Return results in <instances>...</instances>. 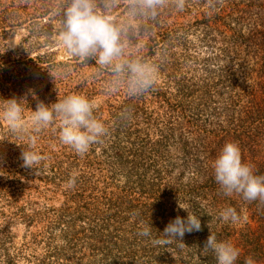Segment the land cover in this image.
<instances>
[{"label": "rangeland", "instance_id": "374dc122", "mask_svg": "<svg viewBox=\"0 0 264 264\" xmlns=\"http://www.w3.org/2000/svg\"><path fill=\"white\" fill-rule=\"evenodd\" d=\"M263 1L220 0L213 11L207 0H186L182 11L170 5L155 19L129 17L121 5L114 15L129 29L130 51L154 61L160 69L152 89L129 97L123 90L107 92L111 74L99 69L94 59L84 63L70 56L60 44L65 0H0V98L25 97L28 119L40 102L52 104L71 94L84 95L95 100L94 115L99 120L113 113L123 117L118 128L133 135L125 147L132 146L140 155L129 158L128 174L119 172L118 166L113 180L104 164L90 169L88 152L81 156L60 142L55 121L35 134L37 150L46 157L37 174L22 167L20 158L32 133L14 135L0 119V264H152L154 259L156 264H171L177 258L175 248L191 263L217 264L215 255L206 256L200 244L204 237L196 231L185 234L184 243L179 241L182 246L168 244L161 249L152 238L138 235L141 222L156 223L152 230L158 236L173 220L163 218L160 211L145 214L142 206L167 200L165 185L177 179L190 181L192 174L185 166L203 164L205 135L211 131L215 138L219 122L228 131L246 115L257 116L251 112L255 108L250 109L249 98L261 75L264 16L257 5ZM127 118L132 122L127 123ZM230 132L244 160L249 163L246 157L256 154L257 162H263L256 169L264 173V135L257 148H250L242 136ZM146 136L151 145L143 142ZM96 153L100 155V148ZM86 170L95 175L90 187L83 177ZM73 176L75 185L70 186ZM214 195L218 198L221 193ZM104 196L114 197L117 206L107 216L111 220L100 226H109L112 242L108 247L114 244L115 248L116 256L107 262L101 260L106 250L93 254L94 246L106 247L99 243L101 232L96 227L100 224L92 219L90 209L80 208L91 203L90 207L106 214ZM179 196L174 198L175 215L187 217L180 204L198 217L206 214L204 221L207 217L212 232L232 226L236 235L231 242L242 252L251 251L254 264H264V202L254 201L258 207L252 209L242 206L239 213L245 218L231 224L219 218L221 208L209 212L196 198ZM220 199L228 207L237 198L233 194ZM236 264H245V259Z\"/></svg>", "mask_w": 264, "mask_h": 264}, {"label": "clouds", "instance_id": "9594fccd", "mask_svg": "<svg viewBox=\"0 0 264 264\" xmlns=\"http://www.w3.org/2000/svg\"><path fill=\"white\" fill-rule=\"evenodd\" d=\"M219 2L207 0L209 9L214 11ZM185 4L186 0H65L59 42L70 56L84 63L94 59L99 69L111 74L105 86L107 92L123 90L129 97H135L152 89L160 69L154 61L130 51L129 29L125 23L118 22L115 10L123 5L129 17L155 19L162 9L172 5L182 11ZM26 100L25 97L0 98V119L14 135L32 133L20 158L22 167L37 174L46 157L37 150L35 134L53 122H59L60 142L81 156L108 133L105 124L94 115L95 100L84 95L71 94L52 104L40 102L28 119L24 115ZM212 167L215 181L224 195L238 194L245 201L264 202V175H257L254 165L242 160L238 143H226ZM69 184L75 185V176ZM178 207L187 212L186 218L177 216L155 238H152V225L141 222L138 235L152 238L154 245H167L173 240L183 244L186 233L201 231V217L180 204ZM219 218L237 224L245 217L229 206L219 212ZM203 250L213 252L217 264H236L241 254L231 241H218L212 231ZM245 264H254V261L249 257Z\"/></svg>", "mask_w": 264, "mask_h": 264}, {"label": "trees", "instance_id": "16d2710c", "mask_svg": "<svg viewBox=\"0 0 264 264\" xmlns=\"http://www.w3.org/2000/svg\"><path fill=\"white\" fill-rule=\"evenodd\" d=\"M259 6V11L260 14L264 16V1L262 3H260ZM256 26H259L260 23L258 22V20L256 19ZM257 33L256 36H258V34H260L259 29L257 28L256 32ZM264 52V51H263ZM262 56V57H261ZM260 56L259 62L258 64L260 65L259 68V73L260 75V81L258 83H256V87L250 94L251 98H249V107L251 109V106H253L254 109H252V114L253 113H257V116H253V115H246L245 119L240 120L239 123L234 124V120L229 122V125L233 127H230L227 130H225L221 123H223V121L219 122L220 124V129L219 132L214 133L215 138H213V134L211 133V131H208L205 135L204 141H203V145L201 146L202 148V154L204 155V162L202 165L200 166H192L191 168H189V166H185L188 170H190V173L192 174V177L190 178V181L187 182L185 184V182H182L180 179H177V181L173 184V185H165L167 188L165 189L166 193V199L167 200H163L162 203L157 202L158 205L155 204H149L146 203L147 205L142 206V208L144 209L143 211L146 213H150L151 215L155 214V215H159L158 212L160 211L162 214V217H166L168 220L170 219H175L177 216L180 215H175L176 213L174 212L176 207L175 204L177 203L176 201H174V198H176L175 196L178 194L180 195V197L183 198H187L188 200L191 198H196L197 200H199L200 203H203L202 205L206 204V206L208 208H210V211H214L217 210L219 208H221L222 210L225 207L223 201L220 198L224 197L225 195L223 194L222 190L220 189V186L216 183L215 178H214V170H213V162L214 160L218 157V155L220 154L223 146L226 143L229 142H234L233 137L231 136V132L230 130H233L235 133L238 134V136H242L243 140L242 142L245 144V146L249 145L250 148H257L256 146H258L261 143V137H263L264 135V130L261 131V129H264V53ZM256 92V93H255ZM123 117H118V115L116 116V114H112V117L105 119L104 121H102L105 126L108 128V133L106 136H104L101 141L99 143H95L93 144L89 150L88 153L86 154L87 159H88V166L90 167V169L92 168L93 164H97L100 167V164H104L106 166V168L108 169L109 175L110 177L113 178V180L115 179V176L117 174V171L119 170V172H122V174H124L125 172L128 174L127 172V166H128V160L131 159H136V158H132V157H138L139 152L138 150H134L131 149L132 146L130 147H125V144H131V140H132V134H129V130H120L118 127L121 123L123 122ZM232 118V117H231ZM127 123H130L132 121H130L127 118ZM220 121V120H219ZM216 128V127H215ZM232 128V129H231ZM239 129L241 130L240 134H239ZM206 130H204L205 132ZM221 131V132H220ZM222 134H224V136L220 137ZM125 139V140H123ZM147 136L143 139V142L148 145V144H152L153 141L151 139H147ZM140 146H144V144L142 142H140ZM97 148H100V155L99 154H95V152L97 151ZM140 147H138L139 149ZM99 150V149H98ZM256 151L253 149H249L248 151ZM141 152V150H139ZM241 152L243 153V151L241 150ZM94 154V156H93ZM78 157V156H75ZM79 158V157H78ZM246 159H250L252 165H254V172L257 175H264V173H259V166L261 163L263 162H257V155L256 154H251L248 155L246 157ZM242 160L244 162H247L246 160H244V156L242 154ZM132 163V161H129ZM248 163V162H247ZM119 166L118 170L117 167ZM256 166L257 169H256ZM101 169V167H100ZM121 169V170H120ZM132 171V170H131ZM103 170H100V173H102ZM83 177H86V183L87 186L90 187L91 183L93 182V178L95 177V175L93 174V172L86 170L85 172L83 171ZM98 182V184L100 183L99 180H96ZM215 191H219V193H221V195L217 198L216 195H214ZM237 199H234L232 202L230 200V204L228 205L231 207L236 208L237 212H240V209L242 206H245L246 208L252 209V208H257L258 206L254 204V201L249 202V201H245L241 195L235 194ZM98 195H96L95 198H97ZM114 196V194H113ZM93 198V201H96V199ZM147 198V197H146ZM145 198V199H146ZM183 198L181 200H183ZM178 199V198H177ZM228 199H231L228 198ZM152 202L154 201L153 199H151ZM195 201V199H194ZM125 202L127 204H131L130 200H125ZM85 203V202H84ZM102 203L105 205H108L106 214H102L99 210L98 207H90L89 205L91 203H85L84 205H80V208L86 207L85 210L90 209L93 213V218L97 220V223H99L100 225L97 226L96 228L98 229L99 232H101V238L99 240V243H101V246L106 245V247H102L100 248V246L96 245L93 248V254L94 257L96 256L95 253H98V251H105L102 252L101 255V260L103 261H108L110 258L113 257V252L115 251L114 248V244H113V248H109L108 244L111 243L109 240V234H107L109 226H103L105 228H101V224L104 223V221H109L111 220V218L107 217L108 214L110 213V210L112 208L117 207L116 203L114 201V197L113 198H107V197H103L102 199ZM79 207V205H78ZM199 210H201L198 207ZM155 211V213H154ZM257 212H253V214L255 215ZM202 219H201V227L202 230L201 231H196V235L200 236V237H204V240H202L200 242L201 245H204L208 236L211 234L210 229L207 227V217L206 220L204 221V218L206 216V214H200L199 215ZM181 217V216H180ZM168 221H166L165 223H167ZM147 224H149V222H147ZM152 225V229H155V227H157V224H151ZM216 237L218 241H223L225 240V238H229L227 241H231L234 238V235H236L235 230L232 226H227L224 229L220 230V231H213L212 232ZM157 236V234L155 233L154 230H152V238H155ZM111 238V237H110ZM112 239V238H111ZM175 246H179L180 247V242L177 240H173L170 245H174ZM178 244V245H177ZM169 245V246H170ZM157 247H159L161 249V245H156ZM168 246V244H167ZM263 246H261L260 248H262ZM174 252L177 254V258H175L174 261H172L171 264H195V263H191L188 260H185L182 258V254L178 250L175 248ZM240 257L239 259L243 260V259H247V258H252L251 257V251H245L242 252L240 250ZM212 255H214L213 252L208 251L206 252V256H208L209 258L212 257ZM263 255V254H262ZM116 255H114L115 257ZM264 256V255H263ZM113 257V259H114ZM253 261L256 260L255 257L252 258ZM152 264H156L155 259L153 260V262H151Z\"/></svg>", "mask_w": 264, "mask_h": 264}]
</instances>
